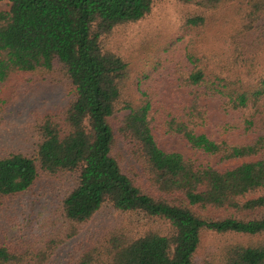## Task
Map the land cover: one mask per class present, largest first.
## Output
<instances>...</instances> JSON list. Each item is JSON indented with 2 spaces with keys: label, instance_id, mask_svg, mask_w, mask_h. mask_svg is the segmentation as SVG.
Masks as SVG:
<instances>
[{
  "label": "trees",
  "instance_id": "16d2710c",
  "mask_svg": "<svg viewBox=\"0 0 264 264\" xmlns=\"http://www.w3.org/2000/svg\"><path fill=\"white\" fill-rule=\"evenodd\" d=\"M2 1L9 9L0 10V117L25 74L66 79L72 98L62 117L47 112L37 122L30 155L0 154V197L27 191L40 172L76 177L50 224L54 233L23 252L0 244V264H46L105 204L157 227L108 229L74 264H264V49H246L244 40L264 17V0H176L195 12L155 57L174 63L172 76L189 96L178 112L138 80L137 101L128 99L132 58L110 47L113 34L145 18L155 0ZM180 42L184 59L175 57ZM205 100L230 117L221 132L253 139L234 144L198 133L210 124ZM121 111L127 150L116 153L111 121ZM156 128L218 163L253 159L221 169L200 164L163 150ZM206 231L221 239L199 256Z\"/></svg>",
  "mask_w": 264,
  "mask_h": 264
},
{
  "label": "rangeland",
  "instance_id": "374dc122",
  "mask_svg": "<svg viewBox=\"0 0 264 264\" xmlns=\"http://www.w3.org/2000/svg\"><path fill=\"white\" fill-rule=\"evenodd\" d=\"M8 9V1L0 2V10ZM190 12H195V9L176 0H155L152 10L145 18L120 28V33L117 30L113 34L110 47L132 58L130 79L126 85L128 99L137 101L134 90L138 80L140 90L154 95L155 101L169 106L175 112L179 111L182 104L188 102V94L177 85L172 76L174 63L163 65V59L160 61L156 59L155 52L157 48L163 46V41L173 42L174 38L181 34L184 15ZM244 40L248 42L246 49L250 50L255 45L263 46L262 49L255 47L258 50L264 49V17ZM177 46L175 57L184 59V43L180 42ZM158 62L162 65H158ZM71 90L66 79H57L54 75H48L45 78L38 75H22L18 80L17 89L11 91L12 99L4 105L1 113L0 154L16 151L30 155L38 140L37 122L47 115V112L62 117L66 105L72 98ZM204 104L210 124L197 128L198 133L215 139H226L234 144L246 143L253 139L254 135H243L240 131L221 132L219 126L230 117L220 111L216 102L205 100ZM153 108L156 109L155 106ZM123 114L124 111L119 112L111 121L118 136L116 137V153L127 150L126 143L119 136L118 121ZM153 133L163 150L179 152L197 163L217 169L253 159L245 158L218 163L215 156L192 149L183 139L163 136L159 128L154 129ZM129 161L125 159V163ZM75 177L76 174L71 173L47 175L40 172L27 191L0 197V244L23 252L41 237L54 233L51 232L50 224L55 221L60 201L73 187ZM208 214L213 217H224L228 211L212 210ZM150 226L157 227V224L148 222L142 214L120 212L109 204H105L83 225L77 235L57 246L46 264H74L82 250L105 236L108 229L117 228V233L120 234L121 231L128 232V230L142 232ZM220 239L221 237L217 234L203 232L199 256L205 254ZM198 260L197 264H199Z\"/></svg>",
  "mask_w": 264,
  "mask_h": 264
}]
</instances>
